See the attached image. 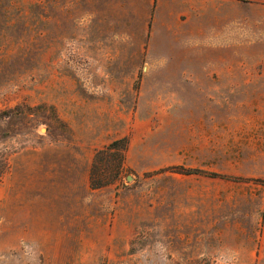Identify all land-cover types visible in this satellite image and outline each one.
<instances>
[{"label":"rangeland","instance_id":"obj_1","mask_svg":"<svg viewBox=\"0 0 264 264\" xmlns=\"http://www.w3.org/2000/svg\"><path fill=\"white\" fill-rule=\"evenodd\" d=\"M257 35L264 0H0V264H264Z\"/></svg>","mask_w":264,"mask_h":264},{"label":"crops","instance_id":"obj_2","mask_svg":"<svg viewBox=\"0 0 264 264\" xmlns=\"http://www.w3.org/2000/svg\"><path fill=\"white\" fill-rule=\"evenodd\" d=\"M248 29V26H246ZM249 31H247V34ZM245 37V36H244ZM248 38V36H247ZM260 40V36L257 35L256 43L250 44L248 41L245 43L242 41L241 46V55H242V66L245 68L244 72L242 71L239 89L242 95L245 96H257L262 97L264 96V72L261 73L260 66L264 65V47L260 45L258 42ZM232 80V77L230 79ZM231 88L230 91L232 92V85L230 84ZM226 88L227 84H226ZM202 91V90H201ZM73 161L75 162L74 165L79 162V157L77 154H73ZM80 159H82L80 157ZM82 162V161H81ZM76 167V166H75ZM81 170L84 173L85 182L88 181V176L90 175V162L85 158L84 160V167L80 166ZM131 232L127 233L126 235L130 236ZM126 236V237H127Z\"/></svg>","mask_w":264,"mask_h":264},{"label":"trees","instance_id":"obj_3","mask_svg":"<svg viewBox=\"0 0 264 264\" xmlns=\"http://www.w3.org/2000/svg\"><path fill=\"white\" fill-rule=\"evenodd\" d=\"M129 145V140L127 138H123L113 142L104 150H99L97 152L96 161L94 162L90 173L91 189L97 190L111 185L113 181L119 177ZM107 155L111 156L108 160L105 157ZM188 173L191 172L188 171ZM193 173L205 174L211 178L230 179L225 175H219L216 173L206 174L205 172L199 170H195Z\"/></svg>","mask_w":264,"mask_h":264}]
</instances>
